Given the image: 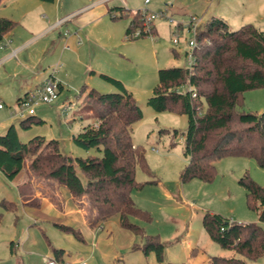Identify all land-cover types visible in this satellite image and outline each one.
I'll return each mask as SVG.
<instances>
[{"label":"rangeland","instance_id":"374dc122","mask_svg":"<svg viewBox=\"0 0 264 264\" xmlns=\"http://www.w3.org/2000/svg\"><path fill=\"white\" fill-rule=\"evenodd\" d=\"M91 2L92 0H58L57 3H60V7L63 5L66 12L80 10L66 17L63 24L52 30H45V27L64 16V13H57L55 4H46L53 5L54 9L51 11L40 6L37 12H33L26 31H32L34 37L29 40L25 55L33 61L37 59L40 71L57 76L64 87L54 103H40L36 106V116L40 117L42 111L45 114L42 116L43 122L34 123L27 129L21 128L20 120L24 117L18 113L17 87L22 78L13 75L17 71L20 56L0 61V102L3 104L0 107V134L14 124L24 142L35 135H44L47 139H58L63 153L73 156L97 154L94 147L87 150L73 140V136L84 125L93 122L87 117L83 118L87 113L83 103L87 89L82 91V87H95L102 92L117 91L118 87L97 73L90 74L87 69L90 63V68H98L120 79L143 111V117L133 124V139L136 144L145 147L151 174L138 165L136 178L140 181L158 179V183L132 191L136 201L152 215L149 223L133 220L144 226L146 224L148 234H159L164 243V259L158 261L154 251L148 255L141 252L130 257L126 255L131 246L130 235L134 233L119 224L117 217L108 222V227L112 230L111 236L106 237L107 233L102 229V245L112 252L124 253V264H209L212 255H236L233 249L222 247L210 237L203 227L202 216L206 210H210L234 220L257 221L258 213L249 207L246 190L239 183V178L248 172L264 186V166L258 165L251 157L227 156L215 163L216 175L211 182H204L199 178L183 182L180 173L189 162V155L183 152V141H180L179 136H184L188 116L177 111L159 112L148 104V98L159 82L160 68L188 66L185 50L193 32L184 30L186 38L183 37L179 44H174L172 32L175 22L190 20L194 15L202 20V28L214 16L229 23L231 29L240 28L247 23L264 29V0H109L104 11L101 8L91 10L92 6H87ZM28 3L29 0H5V4H0V14H8L19 20L16 29L22 31L20 23L26 22L25 18L28 17L25 15L28 7L25 4L29 5ZM116 4H123L134 10L166 11L168 17L158 16L155 19L156 29L152 34L128 39L125 30L130 18L115 19L107 12L108 7ZM175 6L183 8V12L175 13ZM67 30L71 35L77 30L81 42L78 39L67 40ZM2 43H6V38L0 40V44ZM173 49L179 52L178 56L174 55ZM95 79L102 85L96 83ZM243 108L247 111L264 110V87L245 92ZM164 128L170 131L176 128L179 134L173 138L169 133L160 132ZM153 146L158 150H153ZM27 167L28 163L12 180L0 171V199L6 197L17 205L15 211L3 209L0 205V211H3L0 248L9 240L16 243L23 231L24 203L17 183L26 173L28 180ZM33 182L34 187L40 185V188L50 192L48 180L34 178ZM247 262L264 264V255Z\"/></svg>","mask_w":264,"mask_h":264},{"label":"trees","instance_id":"16d2710c","mask_svg":"<svg viewBox=\"0 0 264 264\" xmlns=\"http://www.w3.org/2000/svg\"><path fill=\"white\" fill-rule=\"evenodd\" d=\"M108 13L115 19L130 18L126 38L138 37L131 33L138 27L143 28L141 9L133 11L124 5H115L108 8ZM17 25V20L0 16V40ZM155 29L154 24L152 31ZM146 35L147 32H142L139 36ZM173 53L179 55L175 49ZM100 75L118 90L102 92L94 87H82V91L87 89L83 98L87 113L83 118L93 122H88L73 136L78 146L87 150L94 147L97 154L63 153L58 139H47L44 135H35L24 142L12 124L0 134V171L12 180L28 163L29 178L18 186L24 204H40L34 178L48 180L50 192L44 190V193L57 204L60 200L55 191L65 186L84 210L92 228L117 217L123 227L140 238L128 253L148 255L154 251L161 262L164 243L159 234H148L144 225L133 220L149 223L152 215L137 204L132 191L158 183V179L136 178L138 165L151 174L145 147L133 139V124L143 117V111L120 79L106 73ZM158 75L159 82L148 104L159 112L177 111L188 116L183 152L189 155V162L180 173L183 182L193 178L211 182L216 175L215 163L227 156L251 157L264 166V110L243 108L245 92L264 87V29L253 23L231 29L225 20L213 17L197 34L194 63L160 68ZM58 84L60 92L62 84L60 81ZM43 121L35 114L28 115L20 120V127L27 129ZM160 132L169 133L173 138L179 134L176 128L171 131L164 128ZM239 183L246 190L249 207L257 211L258 220L244 222L206 210L202 216L204 229L214 241L236 253L229 257L212 255L209 264H248L247 260L264 255V186L248 172L239 178ZM0 205L10 211L17 208L16 202L6 197H1ZM2 219L3 211H0V223ZM61 251L55 249L56 253Z\"/></svg>","mask_w":264,"mask_h":264},{"label":"crops","instance_id":"0c3cea01","mask_svg":"<svg viewBox=\"0 0 264 264\" xmlns=\"http://www.w3.org/2000/svg\"><path fill=\"white\" fill-rule=\"evenodd\" d=\"M108 1L109 0H92L91 3L87 4V6H92L90 7L91 10L95 8H101L104 11V7L106 9V3ZM48 2H50L51 4H55L57 8V13H64V16L59 17L56 22L48 24L47 27H45V30L54 29L57 26L56 23L58 20L65 19L66 17L80 10H68L66 12L64 10V6L62 5L60 7V3H57L58 0H29V5L25 4L29 7V9L27 7L25 15H28V17L26 16L25 18L26 22L20 23V25L23 26L21 28L22 31L16 29L18 28L16 27V30L14 29L11 34L4 37L6 38V40L9 41L8 45L4 48L0 47V61L8 60L15 56H20V59H18L17 62V71L13 73L14 76H17L16 78H22L21 82L18 85L19 87H17V100H20L21 98L25 97L30 90L40 85L46 78L49 77H53L57 81H60V83L62 84V89L64 87L63 83L61 82V80H58L57 76L52 74L50 76L40 71V65L37 59L33 61L25 55V50L28 48V42L34 37L32 31H26L29 22H31L32 20L31 15L33 14V12H37L40 6H44L50 11L53 10V5H46ZM2 4H5V0L2 2ZM174 8L175 13L183 12V8L181 7L175 6ZM130 9L134 11L133 8ZM0 16H7L13 18L8 14H0ZM17 21L19 24V20ZM24 23H26L27 25H25ZM63 23L64 22H62L61 24ZM75 35L77 36V30L73 35L69 33L70 37L68 36L67 40L69 39L75 41V39H78V42H81L80 36L76 37ZM35 36L37 37V35ZM13 49L17 50L16 55H12ZM65 52L66 51L63 52V55L65 54ZM90 67L91 64L89 63L87 69H89L88 71L90 74L97 73L100 75V73H104L101 70H98V68L94 69ZM95 81L99 85H102V83L98 79H95ZM95 85L97 86V84ZM43 115L45 114H43L42 111L40 117L44 120V118L42 117ZM19 136L21 138L20 133ZM26 179L27 173L21 180H19L20 182L17 183V189L20 184L26 181ZM37 186L38 185H36L35 187L36 196L40 199V204L37 207L26 204L23 205V231L16 239V243H14V240H9L6 244H3L2 248H0V264H48V261L52 258L58 259L61 262H85L84 264L125 263L124 253L112 252V250L107 249L106 246L102 245V229H105L107 233L106 237H109L112 234V230L108 227V222L110 219L106 221L102 226L92 228L88 223L84 210L78 206L70 191H68L67 187H57L55 193L60 200V204H57L52 201L47 194L44 193V190L43 188H40V185L39 187ZM132 197L136 201L133 194ZM137 204L141 206L138 202ZM64 226L71 227L73 228V230L65 229ZM134 240H137L135 233L134 235H130L129 245H132L135 242ZM55 249H62V251L56 253ZM137 253L138 252L133 254L128 253L126 255L130 257Z\"/></svg>","mask_w":264,"mask_h":264},{"label":"built area","instance_id":"2783aa9c","mask_svg":"<svg viewBox=\"0 0 264 264\" xmlns=\"http://www.w3.org/2000/svg\"><path fill=\"white\" fill-rule=\"evenodd\" d=\"M148 2V0H146ZM143 16H144V22H143V28L138 27L136 28L132 33L131 36L136 37L139 36L142 32H147L148 35L152 34V27L155 24V19L158 16H167L166 11H160L155 12L148 9H141ZM172 18V17H171ZM65 19H60L57 21L56 25H60ZM201 19L197 18L196 16H191L190 20H182L175 22V28L173 30V36L172 40L174 44H179L180 40L185 37L184 36V30H187L189 32H193V37L188 39L187 45L188 48L185 50V53L188 57V66H191L195 61V47L197 46V34L199 33L201 26ZM185 23V26H184ZM186 27V29H185ZM69 30L65 32V34H68ZM186 38V37H185ZM8 40H6V43L0 44L1 48H4L8 45ZM17 50H12V55H16ZM59 84L58 81L53 78L49 77L46 78L40 85L36 86L34 89L30 90L29 93L18 100L19 103V111L18 113L26 117L28 115H33L36 112V106L40 103H46L51 104L56 101L59 95ZM195 96L196 93H193ZM3 104L0 102V107H2ZM180 141H184V136H179ZM153 150H158L156 147H152ZM85 262L77 263L73 261H63L61 262L58 259L52 258L48 261V264H84Z\"/></svg>","mask_w":264,"mask_h":264}]
</instances>
